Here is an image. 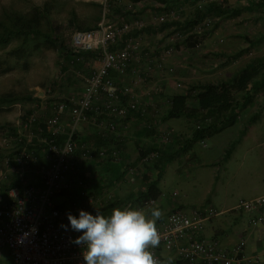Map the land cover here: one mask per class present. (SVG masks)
I'll list each match as a JSON object with an SVG mask.
<instances>
[{"label": "built area", "instance_id": "2783aa9c", "mask_svg": "<svg viewBox=\"0 0 264 264\" xmlns=\"http://www.w3.org/2000/svg\"><path fill=\"white\" fill-rule=\"evenodd\" d=\"M140 2L128 0L122 5L119 0L116 4L105 1L98 26L76 30L67 49V65L85 82L80 96L51 101L41 126L33 113L17 129L16 137L6 135L3 139L7 156L0 169V264H81L83 250L74 240L82 233L72 230L69 212L77 217L81 209L93 215L97 209L111 214L117 207L141 210L156 203L154 198L121 203L109 190L101 196L91 194L85 165L107 160L126 164V158L121 148L95 146L81 135L87 123L96 125L99 134L107 137L117 133L124 122L139 117L147 129L158 132L154 149L138 154L143 166L160 160L164 149L176 140L184 144L183 135L158 124L159 102H154L153 90L141 87L147 77L136 73L137 64L154 60L143 46L141 32L149 24H164L169 16L164 10L146 22L138 12ZM180 36L177 32L170 38L172 45L167 52ZM92 56L98 58V65L91 66ZM157 66L164 68L161 63ZM173 70L168 67L164 71ZM64 74L62 68L58 76ZM53 89V84L47 87L48 97ZM166 102L170 108L172 98ZM209 121L211 118L204 122ZM204 122L198 123V128ZM134 171V167H127V175ZM74 195L77 199H69L67 204L57 201L61 196L68 199ZM236 208L256 210L252 223L264 226V193L254 199H240ZM219 213L212 205L174 207L157 224L161 242L152 249L155 257L161 264L169 260L170 264H260L259 256L248 254L246 240L225 246L218 239L203 236L206 222Z\"/></svg>", "mask_w": 264, "mask_h": 264}, {"label": "rangeland", "instance_id": "374dc122", "mask_svg": "<svg viewBox=\"0 0 264 264\" xmlns=\"http://www.w3.org/2000/svg\"><path fill=\"white\" fill-rule=\"evenodd\" d=\"M28 0H0V5L5 4L12 9L23 8L28 5ZM41 3L43 0H32ZM107 1L116 4L118 0H70L67 6L58 13L53 14L54 19H61L62 22L56 28L55 24L50 23L44 29L52 37L58 36L64 38V42H58L55 50H48L44 53H35L30 61V68L24 70L21 66L4 73L2 70L7 66L4 57V48L0 47V92L16 91L20 93L32 92V97L20 99L12 104L0 105V169L4 166V159L7 156V150L3 147V139L6 135L11 138L16 137V131L21 128L23 121L35 113L42 125L48 111L51 101L71 96L79 97L85 85L84 79L67 65L70 55L67 49L70 44L72 34L78 29V24L86 25L94 21L96 6L92 2L101 4V16L104 2ZM169 3H158L152 0H142L138 5L139 15L143 20L149 22L155 13L166 10L169 13L168 20L162 25L149 24L142 32V43L154 57L152 63L143 62L136 65V73L147 77L146 82L142 84L145 90H153L154 102L160 106V115L162 109L167 108V98H171L176 92H193L192 86L207 81H223L234 77L247 65L255 62L264 61V5L257 4V0H169ZM119 3L126 4L128 0H119ZM213 3L222 4L228 13H221L219 10H209ZM74 9L77 14V20L70 23ZM234 10L238 11L235 14ZM205 13L204 18L197 23L192 20L197 19L198 12ZM100 21V20H99ZM177 32L182 36L175 40V46L167 52L172 43L170 38ZM193 34L201 38V43L196 47H189L186 43L187 37ZM249 38V39H247ZM253 41H252V40ZM91 66L98 65V58L91 57ZM163 65V69L157 66ZM168 67L173 68L172 72H165ZM63 68L65 74L59 77V71ZM132 77V76H131ZM128 79V78H127ZM178 83L182 84L181 87ZM53 84L52 96H47V87ZM159 88L155 91V88ZM140 90V88H138ZM138 90V91H139ZM250 95L254 99L252 104L262 108L264 111V87L252 89ZM194 99H190V104L194 105ZM261 111V112H262ZM264 119V113H262ZM199 121H190L185 123L186 129L190 130ZM181 126L183 124H180ZM130 130V126L125 128ZM206 150L211 152L203 156L197 162L193 160L189 166L184 167L182 176L184 179L173 183L170 190L176 191V198H186L190 201V208L203 205H212L221 207L225 203L224 199V179L229 178L233 171H223L226 162L219 158L223 157V150L220 152L212 151V143ZM197 142L196 146L202 147ZM205 147V146H203ZM206 148V147H205ZM208 152V151H207ZM133 153V152H132ZM134 154V153H133ZM139 154V153H137ZM138 156V155H136ZM184 158L186 155H182ZM184 160V159H183ZM159 160L150 165H141L139 161L131 164L135 171L127 175V167L124 163L120 167L123 175L134 179L132 183L124 189H135L138 186L137 180L144 177L147 170L146 166H154ZM136 162V161H135ZM115 162L111 160L97 161L88 165L86 175L88 184H91V194L101 196L105 191L114 192L112 183H108L111 173L117 169L111 167ZM182 167V168H183ZM199 168L198 171L195 169ZM218 169V171H217ZM166 176H171L172 168L167 169ZM148 174L151 177L159 176L157 171H151ZM114 175V174H113ZM216 177H215V176ZM143 176V177H142ZM172 178V177H171ZM104 183V184H101ZM113 185V189H112ZM110 186V187H109ZM217 196V197H216ZM61 196L57 199L62 204H67L76 195ZM230 200L237 202L240 198L248 199L247 194H242L239 188H234L230 193ZM185 201V200H184ZM220 211V209H219Z\"/></svg>", "mask_w": 264, "mask_h": 264}, {"label": "crops", "instance_id": "0c3cea01", "mask_svg": "<svg viewBox=\"0 0 264 264\" xmlns=\"http://www.w3.org/2000/svg\"><path fill=\"white\" fill-rule=\"evenodd\" d=\"M242 96H239L241 103L239 108L240 115L236 123L225 125L219 132L207 137L203 141H198L201 144L203 142L205 144L203 146L206 148L196 146V142L188 150L182 151L185 144L180 145L183 142L176 140L164 149L162 158L156 165L153 167L146 166L149 168L145 171L144 177L142 176L143 178L137 180L138 186L133 190L131 187L127 190L124 189L128 187L127 185L130 186V184L135 182H132L134 179L122 174L124 172L120 169L122 163H111V167H115L117 171L111 173L108 183L115 185V193L113 192V194L118 202L126 203L135 200L140 203L143 201V198H141L142 190L149 183L157 181L160 196L156 199L154 205H145L141 210L150 214L153 208H159L163 212V216L157 221L158 224L170 214L174 207L180 206L190 209V201L180 197L175 199L171 196L173 191L170 189L173 187L174 182L179 184V181L184 179V176L181 174L184 167L189 166L193 160L199 162L205 155V151V156H208L211 150L206 149L212 143V151L220 152L223 150V157L218 159L219 161L223 159L226 162L223 171L234 170V172L229 174L230 179H224L225 203L221 204V207L216 206L218 210L220 209V213L206 222L203 236L209 239H218L225 246H232L240 240H246L248 254L259 256L261 259L260 264H264V226H255L252 223V219L257 211L237 209L236 206L239 200L244 198H240L235 203L229 198L234 188H239L242 194H247L248 199H254L264 193V119L262 118L264 111H262V108L259 110V107L255 103L252 104L254 99L251 95ZM169 109H162L158 124L160 123L164 128L171 129L173 132H177L186 138H191L192 129L189 130L188 127L187 131L190 132L183 131L186 129L184 124H189L190 121L194 122L195 119L191 117L170 118L168 116ZM104 119L108 118L104 117ZM126 124L130 126V130L128 131L125 129L127 128L125 127ZM180 124L183 125L181 126ZM81 135L95 146H117L121 148L125 153V166H131L132 162L136 164L139 161L138 156H136L138 155L137 153L150 150L154 147V143H156L154 139L158 135V132L147 129L144 120L134 116L128 123L124 122V125L119 128L117 133H110L107 137L99 134L97 126L92 123L83 125ZM182 155H186V157L184 158ZM183 164L185 165L184 167ZM88 168V164H86L85 170ZM169 168H172L171 176H166V171ZM195 170L198 171L199 168ZM151 171H157L159 176H149L150 174L148 173ZM170 183L172 187H170ZM108 215L110 213L106 216ZM184 264L186 263L184 262Z\"/></svg>", "mask_w": 264, "mask_h": 264}, {"label": "trees", "instance_id": "16d2710c", "mask_svg": "<svg viewBox=\"0 0 264 264\" xmlns=\"http://www.w3.org/2000/svg\"><path fill=\"white\" fill-rule=\"evenodd\" d=\"M69 1L43 0L41 3H36L28 0L26 7L15 9L5 4L0 5V47L4 48V57L7 63V66L2 70L4 73L13 71L16 66L28 70L30 59L35 53L55 50L59 41L60 43L64 42L65 37H52L44 29L50 23L55 24L56 28L59 26L62 20L54 19L53 14L63 10ZM131 1L140 2L142 0ZM152 1L169 3V0ZM257 4L264 5V0H257ZM92 5L97 8L94 21L86 25L78 24V29L90 30L98 26L101 19V4L92 2ZM209 7V10L215 9L221 13H228L222 4L213 3ZM234 12L238 13L236 10ZM71 14L70 23H73L77 20V14L74 9H71ZM197 14V19L192 20L193 23L204 18L206 12L203 14L199 11ZM186 43L191 48L196 47L201 43V38L190 34ZM259 87H264V61L247 65L226 81H207L193 85V92H175L171 97L172 103L168 113L170 118L191 117L199 122L211 118V121L204 122L201 128H198V125L194 126L192 137H185V146L182 151L188 150L194 143L203 141L219 132L225 125L236 123L240 115L239 96H250L252 89ZM27 97H32V92L24 94L16 91L0 92V105L12 104ZM191 98L195 101L194 105L190 104ZM145 152L141 154L143 155ZM159 196L160 190L157 181L149 183L141 192V198L144 200L157 199ZM103 214L107 215L108 213L104 210ZM178 264H184V262Z\"/></svg>", "mask_w": 264, "mask_h": 264}, {"label": "clouds", "instance_id": "9594fccd", "mask_svg": "<svg viewBox=\"0 0 264 264\" xmlns=\"http://www.w3.org/2000/svg\"><path fill=\"white\" fill-rule=\"evenodd\" d=\"M162 216L159 208L149 214L117 207L108 216L99 209L95 215L81 209L79 217L69 212L72 230L82 233L74 240L83 250L81 264H161L152 249L161 242L157 221Z\"/></svg>", "mask_w": 264, "mask_h": 264}]
</instances>
